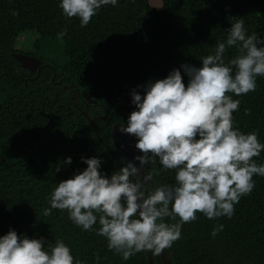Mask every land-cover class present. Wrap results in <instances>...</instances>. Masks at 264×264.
I'll list each match as a JSON object with an SVG mask.
<instances>
[{"label": "trees", "instance_id": "16d2710c", "mask_svg": "<svg viewBox=\"0 0 264 264\" xmlns=\"http://www.w3.org/2000/svg\"><path fill=\"white\" fill-rule=\"evenodd\" d=\"M58 3L0 0V234L11 226L47 243L60 237L85 264H96V255L99 264H149L147 252L122 260L103 237L75 226L66 211L44 216L42 208L59 180L86 167L82 155L101 157L106 174L124 164L111 129L116 121L125 124L134 107L130 89L163 78L181 63L199 66L236 19H243L247 33L264 36V0H162L160 9L148 0H118L116 7L102 6L85 27L77 17L63 16ZM25 32L38 35L30 50L16 47ZM56 39L66 58L60 63L41 57L45 65L32 72L14 57L36 55L40 42ZM236 54L234 47L226 49L225 63ZM84 90L96 102L87 100ZM233 98L240 100L233 125L256 131L264 142V76L256 78L255 92ZM66 156L72 163L56 172ZM253 159L264 161V151ZM146 166L153 184L174 183V170L155 174L158 160L149 159ZM253 180V191L234 205L230 219L210 220L198 212L196 220L181 226L180 238L164 249L173 264H264V177ZM220 223L223 231L211 237Z\"/></svg>", "mask_w": 264, "mask_h": 264}, {"label": "clouds", "instance_id": "9594fccd", "mask_svg": "<svg viewBox=\"0 0 264 264\" xmlns=\"http://www.w3.org/2000/svg\"><path fill=\"white\" fill-rule=\"evenodd\" d=\"M117 3L59 0L58 7L85 27L102 6ZM225 30L226 38L200 57L199 66L184 62L163 78L130 89L134 107L118 131L134 139L138 154L109 174L101 170V157L82 155L86 167L56 183L42 215L66 211L75 226L103 237L107 249L125 261L138 252L158 255L169 248L180 238L181 226L196 220L198 212L210 220L232 217L234 205L253 191V176L264 177V161L253 159L264 151V142L256 131L233 125L240 105L233 96L255 92L256 78L264 76V36L247 33L243 19ZM233 47L237 54L225 63V51ZM149 159L159 162L156 175L174 170V183L151 184L150 175L141 179L138 173ZM71 163L66 156L55 171ZM166 217L176 222L168 223ZM223 229L216 224L210 236ZM100 259L94 257L96 264ZM0 264L85 262L60 237L47 243L43 236L18 234L9 226L0 234Z\"/></svg>", "mask_w": 264, "mask_h": 264}, {"label": "water", "instance_id": "95a60500", "mask_svg": "<svg viewBox=\"0 0 264 264\" xmlns=\"http://www.w3.org/2000/svg\"><path fill=\"white\" fill-rule=\"evenodd\" d=\"M14 57L20 62L21 66L23 68H26L30 71H35L43 63V60L40 59L39 57L24 54V53H15ZM83 95L87 100L96 102L95 100L92 99L91 95L86 90L83 91ZM82 112L88 118L89 124L91 126H93V119L90 118V116L86 113V111L83 110ZM120 124L124 125L121 121H116L114 123V125L112 126L111 138H112V142H113L115 148L117 149L121 159L125 163L129 160H132L133 157L138 154V150H136L134 148L135 142L132 139V137H130L126 134H121V132L118 131ZM99 138L101 139V137H99ZM105 145L107 146L106 143H105ZM111 153H112V151H111ZM114 158L117 160L118 163H120L116 156H114ZM136 163H138V162H136ZM138 175L140 176L141 179H143L144 176L149 175L146 163L143 167H141ZM150 183L153 184L152 180ZM147 255H148L149 264H155L152 253L147 252ZM155 257L157 259L161 260L162 264H173L171 257L166 253V251L164 249L161 251L160 254H158V255L155 254ZM175 264H177V263L175 262Z\"/></svg>", "mask_w": 264, "mask_h": 264}, {"label": "rangeland", "instance_id": "374dc122", "mask_svg": "<svg viewBox=\"0 0 264 264\" xmlns=\"http://www.w3.org/2000/svg\"><path fill=\"white\" fill-rule=\"evenodd\" d=\"M149 3L157 8L160 9L162 6V0H148ZM38 38V35L35 33H21L16 41V47L20 49H32V44L35 39ZM42 47L41 50L38 51L37 57L47 60H53L56 63H60L66 60L65 55L63 54V42L61 39L56 40H47L39 43ZM34 52H37V49L34 48ZM42 59V58H41Z\"/></svg>", "mask_w": 264, "mask_h": 264}, {"label": "flooded vegetation", "instance_id": "af4514ba", "mask_svg": "<svg viewBox=\"0 0 264 264\" xmlns=\"http://www.w3.org/2000/svg\"><path fill=\"white\" fill-rule=\"evenodd\" d=\"M24 54H26V53H24ZM28 55L37 56V55H34V54H28ZM40 59H41V58H40ZM42 60H43V59H42ZM43 65H45V64H44V61H43L42 65H41L39 68H37L36 70H40L41 67H42ZM36 70H35V71H36ZM32 72H34V71H32ZM64 88H66L65 85H64ZM156 259H157V258H156ZM157 261H159V259H157Z\"/></svg>", "mask_w": 264, "mask_h": 264}]
</instances>
